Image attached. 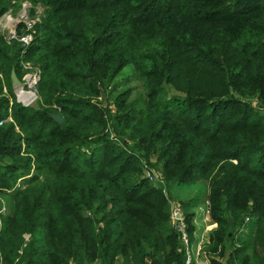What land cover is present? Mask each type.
I'll return each instance as SVG.
<instances>
[{
	"label": "trees",
	"instance_id": "16d2710c",
	"mask_svg": "<svg viewBox=\"0 0 264 264\" xmlns=\"http://www.w3.org/2000/svg\"><path fill=\"white\" fill-rule=\"evenodd\" d=\"M30 1L31 44L0 33V264H185L176 184L205 186L208 264H264V0ZM24 62L30 107L1 90ZM130 65L144 92L125 86L112 116L97 100Z\"/></svg>",
	"mask_w": 264,
	"mask_h": 264
},
{
	"label": "rangeland",
	"instance_id": "374dc122",
	"mask_svg": "<svg viewBox=\"0 0 264 264\" xmlns=\"http://www.w3.org/2000/svg\"><path fill=\"white\" fill-rule=\"evenodd\" d=\"M32 9L35 10L34 15L30 14ZM41 9L42 8L40 6L33 7L31 5L30 0L23 1L19 8L18 7L16 8V3H13V6H11L6 13H4L0 16V33L3 34L4 37L6 38V33L8 32L9 27H11L10 22L7 21L6 16L9 15L13 20H17V18L20 17L25 12L24 15H27L29 19H31V20L37 19L38 20L40 18ZM35 26H36V24H34L32 26V29H30L31 32H35ZM17 30H18V28H17ZM23 30L25 32L27 31L26 24H23ZM24 71H25L24 73H26L27 71L30 72L31 69H29V70L24 69ZM125 86L131 87L133 89L132 94L134 97H138L139 95H141L144 92L143 83L138 78L137 74L134 72L133 66H131V65L125 67L115 77V79L112 83L110 92L105 94L104 96H102L97 101L101 102L103 107H105L106 105H108V106L113 105L112 102H114V97L118 93H120L121 90ZM172 93H174V90L169 89V94H172ZM34 105H36V103H34L33 106ZM262 107H264V106H262ZM110 109L113 111V113L111 115L115 116L113 106L110 107ZM259 111L264 112V108H260ZM107 117L111 118L109 115H107ZM111 125H112L111 121L108 119V124H107L108 131H110L112 129ZM112 139L116 140L115 138H112ZM151 161H152L151 163L155 162L154 160H151ZM147 170L153 171L154 169L152 166L149 165ZM146 171L144 169V175L146 174ZM153 172H155V171H153ZM19 181H20V179H18V182ZM170 195L173 199L172 204L174 206L178 205L179 207H181L182 202H186L190 205L189 208H191V210L195 212V215H196L195 218L197 219L196 224H198L200 229H201V226L204 227V230H206V228L209 229L211 227L210 224H212V223H210V218L208 216V213H207L206 207H205V186L203 184H195V185H178V184H176V185L172 186V188L170 190ZM0 203H1V205H6V199H5V197L3 198L2 195H0ZM235 232H236V230H235Z\"/></svg>",
	"mask_w": 264,
	"mask_h": 264
},
{
	"label": "built area",
	"instance_id": "2783aa9c",
	"mask_svg": "<svg viewBox=\"0 0 264 264\" xmlns=\"http://www.w3.org/2000/svg\"><path fill=\"white\" fill-rule=\"evenodd\" d=\"M24 14L18 17L17 20H13L9 15L6 16L7 21L10 22L11 27H9L8 32L6 33L5 39L8 42L12 40H17L20 44H22L23 48H26L31 44V42L34 39V36H33L34 32H31L30 29H32V26L36 24V22L39 19L31 20L28 18L27 15H24ZM20 19H23V21H20ZM19 24H26L27 31L23 32L22 34H19L17 32V28ZM22 67L25 70L31 69V71L30 72L27 71L26 73L23 74L22 78L20 79V81L23 82L22 86L12 87L13 97L10 96L8 88L3 80H2L1 90H2L3 95H6L9 97L10 104L13 101H15L24 107H30V106H33V104L37 103L38 101L36 85L40 79V70L38 67L34 66L30 62L22 63ZM0 77H1V74H0ZM11 120H12L11 116L8 115L5 119L0 120V125H2L4 121H11ZM145 177H147L153 183H159L162 185H164L165 183L164 179L153 171L147 170ZM4 211H5V205H2L0 208V213ZM170 217H171L173 228L179 234L181 243L183 244L186 250L185 264H208L209 263L208 259L201 253V246L199 245L196 248H193L190 244L189 236L186 231V226L183 222L181 207H179L178 205L174 206L172 204ZM223 264H226V263H223Z\"/></svg>",
	"mask_w": 264,
	"mask_h": 264
},
{
	"label": "crops",
	"instance_id": "0c3cea01",
	"mask_svg": "<svg viewBox=\"0 0 264 264\" xmlns=\"http://www.w3.org/2000/svg\"><path fill=\"white\" fill-rule=\"evenodd\" d=\"M196 217V216H195ZM196 221L197 219L195 218V226H196V231H195V236H196V242L192 245L193 248H196L197 246H201L203 245L204 243H206L208 241V233H209V230L213 227H215V224L212 223V221L210 220V224L211 227L208 229L206 228V230H204V227L201 226V229L200 227L198 226V224H196Z\"/></svg>",
	"mask_w": 264,
	"mask_h": 264
},
{
	"label": "water",
	"instance_id": "95a60500",
	"mask_svg": "<svg viewBox=\"0 0 264 264\" xmlns=\"http://www.w3.org/2000/svg\"><path fill=\"white\" fill-rule=\"evenodd\" d=\"M20 21H23V19H20ZM23 82H21L18 77L16 76L14 70L11 71V86L12 87H17V86H22ZM50 116L59 124H62L64 122V117L58 113H51ZM234 264V263H230Z\"/></svg>",
	"mask_w": 264,
	"mask_h": 264
},
{
	"label": "bare ground",
	"instance_id": "6f19581e",
	"mask_svg": "<svg viewBox=\"0 0 264 264\" xmlns=\"http://www.w3.org/2000/svg\"><path fill=\"white\" fill-rule=\"evenodd\" d=\"M19 89V88H18Z\"/></svg>",
	"mask_w": 264,
	"mask_h": 264
}]
</instances>
